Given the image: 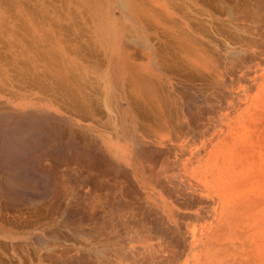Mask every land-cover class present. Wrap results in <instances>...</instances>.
Returning a JSON list of instances; mask_svg holds the SVG:
<instances>
[{
  "label": "rangeland",
  "instance_id": "1",
  "mask_svg": "<svg viewBox=\"0 0 264 264\" xmlns=\"http://www.w3.org/2000/svg\"><path fill=\"white\" fill-rule=\"evenodd\" d=\"M100 1L102 15L93 1L0 0V65L47 31L78 62L75 75L92 87L84 91L104 100L117 87L114 110L99 102L97 112L109 122L125 111L131 135L123 173L54 137L71 147L39 156L58 162L63 196L79 205L63 221L37 211L29 220L55 248L1 243L0 264H264V0H128L162 71L150 81L143 48L129 43L123 80L97 51L94 25L119 18L117 1Z\"/></svg>",
  "mask_w": 264,
  "mask_h": 264
},
{
  "label": "bare ground",
  "instance_id": "2",
  "mask_svg": "<svg viewBox=\"0 0 264 264\" xmlns=\"http://www.w3.org/2000/svg\"><path fill=\"white\" fill-rule=\"evenodd\" d=\"M86 1L90 2V4L93 1L94 8L98 11V14H103L105 6L103 1ZM115 1H117V6L113 9L118 11L119 18L112 19L110 16L106 19L103 18L101 22L94 25L95 40L93 43L97 47V51L100 50V52L98 51L100 55L102 52V55L104 54L107 59L106 61H109L107 63L111 64L115 69L117 79L123 80L126 66V48L131 45L133 48L134 46L143 48L150 59L148 70H145L144 77L149 81L154 76L160 77V72L162 71H160L155 61L154 47L149 36L150 29L142 25L128 0ZM24 24L23 26L21 25L22 28L28 30L29 28L26 27L28 25L24 26ZM38 24L37 22L33 24V30L41 33L42 30H40L41 27ZM46 32L44 34H47ZM44 34L42 33L43 36L40 35V40H37L38 37L36 39L34 37L33 41L26 43L31 45V47L39 44L37 47L30 49L29 46H23L21 51L16 49L17 52H12L15 54L14 59L6 60V63L0 65V86L2 85L0 87V244H8L11 249H14L18 242H21V238L31 240L35 245L42 248H55L49 246L47 248L49 239L47 241V238L44 237L45 235H41L46 228L41 230L42 225L37 227L29 219L40 210L48 212L52 210L54 211V214L51 212L52 215H59L57 217L62 221L69 216L71 218L73 214L71 204L75 202L71 203L67 199V195V197L63 196L67 188L64 187L65 190H61L63 185L65 186V183L63 184L65 181L62 180L64 174L63 176L62 174L58 175L60 172L56 169L58 162L51 159L45 162V159H41L39 156L42 153L52 152L55 149H60L62 145L64 146L65 141H62L63 144L61 146L59 145L60 142L58 141V144L56 141L61 139L59 138L60 136L65 140L63 135H66V139L71 142L72 147L68 145V149L74 147L77 151H85L84 159L86 162L88 160L93 165L102 163L106 168L112 167V172L114 170L121 173L128 171L126 170L128 169L126 168L128 166L127 142L131 135L127 113L121 110L117 116L118 118L114 120L110 118L109 122H103V119L98 115L99 108L102 109V107H99L100 104L101 106L104 105L107 110H111V100L115 96L114 92L117 91V87H112L109 93H107L108 89L105 90L107 94H104L106 96V99L103 98L104 100L101 97H97L98 93L96 92L98 89L95 92L96 94L84 91L87 86L89 88L92 87L88 83H86L88 85L82 83L84 80H79V76L75 75L74 71L77 72L78 70H74V66L78 62L71 61L70 57L65 54L66 51L59 47L54 39H45L46 35L44 36ZM93 43L88 45L94 47ZM129 43L131 44L130 46ZM16 48L21 47L17 46ZM89 53H91L90 50ZM70 62L73 63L70 64ZM74 62L76 65L72 66ZM6 66L13 67L14 70H11V68L5 70L4 67ZM107 67L105 68L107 69ZM77 69H79V65ZM10 71L16 73V75H14L15 73L12 75L15 78L13 80L8 74ZM101 75L103 74L101 73ZM19 76L22 78H19ZM27 76H29V79H26ZM23 77L26 79L24 84L28 85V87H20V81L23 80ZM88 78L90 77L88 76ZM29 80H31L33 85L38 84V87H29ZM48 81H52L51 87H41L44 82ZM107 81L109 80L107 79ZM107 81L105 80L106 84ZM121 89H124V87ZM99 102L104 104L102 105ZM112 109L114 110V108ZM59 128H63V132L57 131ZM58 135L59 137L56 139ZM141 142L136 140L135 145L142 147ZM64 147L67 149L66 146ZM41 149H44L45 152H42ZM61 181L63 182L61 183ZM78 198L76 197V199ZM71 199L73 200V198ZM75 204L72 206H76ZM49 217L53 219L52 216ZM58 218H56V221ZM90 219L92 220V218ZM56 221H52V223ZM39 230L40 232H38ZM57 235L51 236L57 240Z\"/></svg>",
  "mask_w": 264,
  "mask_h": 264
}]
</instances>
